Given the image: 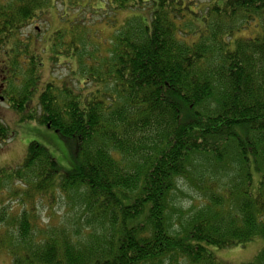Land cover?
<instances>
[{"label":"trees","instance_id":"trees-1","mask_svg":"<svg viewBox=\"0 0 264 264\" xmlns=\"http://www.w3.org/2000/svg\"><path fill=\"white\" fill-rule=\"evenodd\" d=\"M56 1L0 0V100L57 131L74 166L33 140L22 164L0 170V198L21 205L0 206V254L12 264H218L210 247L264 238V0L103 1L95 10L147 15L126 17L101 67L84 70L94 90L44 81L21 38ZM82 40L68 45L79 64ZM181 179L202 200L186 219L171 203ZM59 194L81 224H39L40 201ZM247 264H264V249Z\"/></svg>","mask_w":264,"mask_h":264},{"label":"rangeland","instance_id":"rangeland-1","mask_svg":"<svg viewBox=\"0 0 264 264\" xmlns=\"http://www.w3.org/2000/svg\"><path fill=\"white\" fill-rule=\"evenodd\" d=\"M82 1L89 4L83 11L79 12V8L72 9L71 4L69 5L68 2L57 0L55 5L53 4L50 8H47L45 13H40L30 21V25L22 30L21 38L30 44L31 51L38 54V59L41 62L38 71L41 72L44 81H52L57 86L64 84L70 86L72 84L76 89L83 87L86 90H94L95 87L92 81L87 80V76L83 74L84 70H88L91 64L101 67L103 59L108 55L107 49L111 48V39L109 40L111 33L119 29V25L123 23L126 17L131 15L146 16L147 13L139 10L115 13L109 4L105 8L106 10H95L98 7H105L107 0ZM204 6V4L201 5L202 8ZM113 19L116 20V26L113 25ZM75 21L81 23L82 27L75 24ZM245 34L247 33L240 32L236 36H244ZM77 38L88 40H82L81 42L80 56L83 58L80 64L78 56L74 58L75 55L69 50L68 46L72 40L76 42ZM15 45L17 49L21 50V46ZM54 56L58 58V62L53 60ZM25 58L27 57L25 56ZM94 60H96L95 63ZM43 86H39L40 91L44 88ZM1 100L0 115L3 117L4 123L9 126V131L13 136L7 143L0 144V170H10L22 164L28 145L33 140L45 146L63 170L68 171L74 167L69 150L57 131L40 124L36 120L21 121L19 115L22 117V114L18 115L9 106L8 100H5V98ZM179 188L180 191L174 194L171 203L186 212L183 215V219H186L191 214V210L195 207H197V210L202 205V200L199 193L184 179L179 181ZM7 189L3 191L4 196H7L9 192ZM3 199L0 201V206L5 202L10 210L21 208L17 200ZM71 204L63 194H59L57 199H43L39 203V224L45 226L71 222L77 225L80 223V215L77 213L79 208L74 206V202L72 206ZM169 214H171L172 221L175 223L180 213H173L171 210ZM175 227H177V224H175ZM210 249L214 252L218 264H247L253 261L256 255L264 249V238L256 239L244 246L210 247ZM0 264H12L10 256L0 254ZM165 264L190 263L180 257L171 263L166 260Z\"/></svg>","mask_w":264,"mask_h":264},{"label":"water","instance_id":"water-1","mask_svg":"<svg viewBox=\"0 0 264 264\" xmlns=\"http://www.w3.org/2000/svg\"><path fill=\"white\" fill-rule=\"evenodd\" d=\"M50 126V125H49Z\"/></svg>","mask_w":264,"mask_h":264}]
</instances>
